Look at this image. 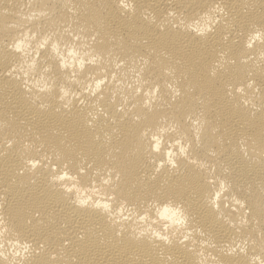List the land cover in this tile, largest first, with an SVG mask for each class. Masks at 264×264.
Masks as SVG:
<instances>
[{"label":"bare ground","instance_id":"obj_1","mask_svg":"<svg viewBox=\"0 0 264 264\" xmlns=\"http://www.w3.org/2000/svg\"><path fill=\"white\" fill-rule=\"evenodd\" d=\"M0 253L264 264V0H0Z\"/></svg>","mask_w":264,"mask_h":264},{"label":"clouds","instance_id":"obj_2","mask_svg":"<svg viewBox=\"0 0 264 264\" xmlns=\"http://www.w3.org/2000/svg\"><path fill=\"white\" fill-rule=\"evenodd\" d=\"M128 8H130L131 6L130 5H128L127 6ZM260 36V34L259 33H253L250 37H249V39L250 40H255V38H257V37H259ZM246 46H248V47H251L252 46V44H248L247 42H246ZM11 47L13 48V50H15V51H19L20 49H19V47L18 46H16V45H11ZM61 67L63 68L64 67V64L63 63H61ZM159 148H160V143H159V141H157V143L155 144V146H154V150L155 151H158L159 150ZM29 163H32V162H29ZM33 167H35V164H33L32 165ZM80 203L81 204H84L85 202L84 201H80ZM237 203H240L239 201H237ZM241 206H243L242 204H241ZM178 212H179V210L177 211V213H173V216L172 217H160V219L162 220V221H164V223L162 224V227L164 228V229H168V228H170V227H172L173 225H175V226H180V225H183L184 224V219L178 214ZM170 221V222H169ZM154 235H157V236H159V238H161V239H167V237H164V236H160V234L159 233H154ZM25 252L27 251V247H25ZM17 255H20V253H16ZM3 253H0V257H3Z\"/></svg>","mask_w":264,"mask_h":264}]
</instances>
